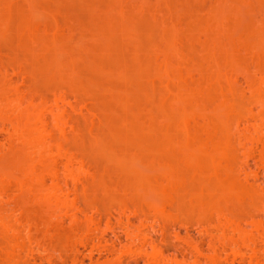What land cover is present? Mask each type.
I'll return each instance as SVG.
<instances>
[{
	"label": "bare ground",
	"instance_id": "obj_1",
	"mask_svg": "<svg viewBox=\"0 0 264 264\" xmlns=\"http://www.w3.org/2000/svg\"><path fill=\"white\" fill-rule=\"evenodd\" d=\"M1 53L22 65L0 67V264H116V211L133 245L150 239L145 264H264V188L237 161L254 133L264 160V0H0ZM67 93L90 100L73 103L82 125ZM166 209L164 222L218 232L212 251L191 240V259L166 255L142 230Z\"/></svg>",
	"mask_w": 264,
	"mask_h": 264
},
{
	"label": "rangeland",
	"instance_id": "obj_2",
	"mask_svg": "<svg viewBox=\"0 0 264 264\" xmlns=\"http://www.w3.org/2000/svg\"><path fill=\"white\" fill-rule=\"evenodd\" d=\"M207 2H208V0H207ZM245 9L247 10V8H245ZM245 9H243V11H245ZM67 10L68 9L64 10V13ZM255 10H256V12L258 11L257 9H255ZM61 11L63 12V10L61 9L58 12V14H57L58 17L60 16ZM70 11H72V10H70ZM74 11L79 12L78 10H74ZM258 12L260 13V11H258ZM73 13H75V12H73ZM69 14L70 13H68V15L66 14L67 18L69 16ZM80 14L81 13H75L73 15V17H76L75 18L76 20H77V18H78V20H81V17H83L84 19H88L89 18L86 15L81 16L82 14L81 15ZM258 14H256V16ZM71 15H72V13H71ZM71 15L69 16L70 17L69 19H72ZM76 15H80V16L77 17ZM85 17H87V18H85ZM73 20H74V18H73ZM105 44H106V42H105ZM75 49H74V51H75ZM194 52H195V50H194ZM74 53H76V52H74ZM196 53H198V52H195L194 54H196ZM191 54H193V53L191 52ZM194 57H195V55H194ZM0 58H1L0 67H5L6 73L12 72V70H11L12 67H17V66L22 65L21 62H20L21 61L20 60V55H8L6 53H1L0 54ZM88 64H90V63H88ZM89 69L90 68H88V70ZM88 70H87V67L85 68V70L82 69L83 72L84 71L87 72ZM18 74L15 73V75H17V76H14V74H13V76H14V78L17 81L18 88L20 90H23L25 88V83L22 80L24 78V76L18 75ZM238 76H239L238 77L239 80L241 79L240 81H243V78H241L242 76H240V75H238ZM240 83L241 82H239V84ZM242 83H244V82H242ZM241 86L244 89L245 94L249 95V90H248L246 84H242ZM59 94L58 95L60 96V98H65V96H66L64 91L59 93ZM67 94H68L67 96L70 97V94L69 93H67ZM67 98L68 97H66V99ZM74 99H75V97H70V98L67 99L69 101V103H70L69 106L72 105V109L73 110L75 109L74 105L77 104V101L74 100ZM88 101H90V100L83 101L85 103L80 102L81 104L78 101V104L75 105V107L78 108V109L80 107L81 110H83L84 108L87 109V108H89L87 106H89L91 104ZM73 103H75V104H73ZM59 104H62V101L61 102L59 101ZM63 104L66 105L65 102H63ZM85 104L87 105L86 107H85ZM78 105H79V107H77ZM69 106L66 105V108H67V110H69L70 115H72L73 113L76 114V115H80V116H78V119L75 118V120L74 119L73 120L75 122H77V123H78V121H80L79 122L80 124L83 123V121H82L83 120L82 119L83 115L82 114L84 112H86V111H84L86 109L83 110V113L81 112L82 114L80 112H79L80 113L79 114L77 109H75L73 111V110H71V107L69 108ZM82 106H84L83 109L81 108ZM255 109L256 108L254 107V110ZM5 110H8V108H6ZM67 115L68 114L64 112V116L66 118H68V116H69V115L68 116ZM76 115H74V116L76 117ZM79 118H80V120H79ZM5 128L6 129L7 128L8 129L11 128V124L8 123V122L2 123L0 121V157L1 156L5 157V156H7L10 153V147H9L10 146L9 145L10 136L7 133V131L5 130ZM241 129H243V128L241 127ZM15 136H17V135L14 134L13 138ZM247 136H246V138H243L241 136L242 137L241 138L242 139L241 143L243 144V146L242 145L240 146V150L241 151L239 152V158H237V161L239 160L238 163H240L239 166L241 165L240 166L241 167V169H240L241 170L240 171V177L247 176L248 177V181L251 182L253 185H255L257 187H263L264 188V160L260 159L259 156H258V151L260 149V145L257 142L258 134L254 133L253 135H247ZM241 139H240V141H241ZM244 147L250 148L251 152L250 153H247L248 151L244 152ZM11 161H14V160L8 158L7 162H11ZM47 183L49 185L51 184V182L49 180L47 181ZM81 189H82V186L79 185L77 191H80ZM146 201L148 203H151V202H153V199L148 198V199H146ZM131 211H132L131 208H129V210L126 212V215H123L121 217L124 218L125 216H127L128 218H130V220L132 221V223H131L132 227L136 228L140 224V219L137 216H135L134 214H130L129 212H131ZM93 212L95 213V211H93ZM169 213H172L171 210H169V209L168 210L166 209L165 212L163 214H161L160 216H156V215H153L152 213H150L148 215V217H147V221L145 222V225H144L145 227H143V229H142L144 231L149 230L150 231V235H152V238H156L159 241L158 245H160L162 247H166V249H165V254L166 255H168V256H170L172 258H176L177 260H179L181 262L191 259L193 257V255H194V251L191 248L190 244H188V242H187V241H191V240L192 241H196L201 246L200 248L202 249L203 252L212 251L213 245L217 244L216 239H217V236H219L218 232L212 230L210 234L206 233L205 229L202 226L203 224L200 225L199 222H196L195 220L191 221L188 224H185V223L182 224L181 221L179 223L177 221H175L174 224H171L169 222H164L165 220L162 221L161 220L162 218L169 217ZM59 214H62V213H59ZM80 215L83 216V213H80ZM68 216L69 215L65 216V219H64V222H63V228L64 229H70L71 225H72ZM94 216H96V218H98L97 213H95ZM119 216L120 215L116 211L114 213V217L110 221V225H111L110 229L111 230H107V234H106L107 244L110 245V246L115 244L117 249H118V251L121 252L120 254H117V255L113 256V258L116 259V261H117L116 264H145L146 255H145V253H143V250L144 249H146L147 251L151 250L150 239L148 238V241H146V242L144 241V243L142 245L138 246V247L133 245V243H131L130 239L125 234V227L123 225H120L118 223V221H117V218ZM255 217H257V218L258 217H262L263 221H264V206L259 208V210L257 212V215ZM250 220L251 219L246 220L245 223H244V226L248 230L252 231L251 233H253V234H255V236H257L258 232L253 227V225L251 224ZM162 222H164L165 224H167L169 226L168 227L169 230H168V234L167 235L163 234L159 230V227H160V225H162ZM195 222L198 223V224H196ZM105 227H106V221L105 220H101V223H100V225H99L97 230L100 231V230H102ZM177 231L179 233V236L176 235ZM225 233L227 234L228 237L235 238V235L231 233L230 229L226 230ZM128 246H130L129 250H127ZM82 250H83V253L86 252L85 249H82ZM94 256L96 258H100V257L101 258H106L109 255L104 250L95 249L94 250ZM56 257H57V255H56ZM85 262H87V261H85ZM42 263L43 264H48L46 261H43ZM52 264H54V263H52Z\"/></svg>",
	"mask_w": 264,
	"mask_h": 264
}]
</instances>
